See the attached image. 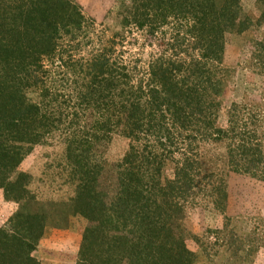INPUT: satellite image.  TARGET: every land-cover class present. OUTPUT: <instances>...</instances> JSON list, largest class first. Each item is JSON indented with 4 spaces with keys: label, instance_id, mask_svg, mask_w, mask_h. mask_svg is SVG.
I'll return each mask as SVG.
<instances>
[{
    "label": "trees",
    "instance_id": "16d2710c",
    "mask_svg": "<svg viewBox=\"0 0 264 264\" xmlns=\"http://www.w3.org/2000/svg\"><path fill=\"white\" fill-rule=\"evenodd\" d=\"M254 1L258 15L242 0H126L122 28L151 37L174 28L171 53L141 71L113 60L107 40L83 54L88 24L74 0H0V195L16 205L0 226V264H42L45 231L74 216L86 221L75 264H198L221 254L185 224L186 209L202 196L225 212L229 173L264 182V88L218 123L225 35L263 25L264 0ZM252 47L248 66L264 78V39ZM116 134L130 143L109 162ZM52 137L74 189L66 201L39 200L22 168ZM217 143L222 157L206 150ZM219 158L221 173L210 168Z\"/></svg>",
    "mask_w": 264,
    "mask_h": 264
},
{
    "label": "rangeland",
    "instance_id": "374dc122",
    "mask_svg": "<svg viewBox=\"0 0 264 264\" xmlns=\"http://www.w3.org/2000/svg\"><path fill=\"white\" fill-rule=\"evenodd\" d=\"M74 1L88 24L87 33L84 32L81 38L84 55L102 51V44L107 40L113 60L128 65L135 61L136 65L143 67L140 69L143 71L152 57L164 50L167 54L171 53L166 47L169 41L174 42V28L164 27L163 33L158 31L152 37L145 30H135L130 26L122 28L120 23L126 0ZM242 6L252 15L259 14L254 0H242ZM262 24H255L240 34L225 35V51L218 74L225 83L223 93L218 98L222 105L218 114L221 126L227 124L226 115L230 104L244 103L251 96L259 97L264 88V78L248 66L253 41L264 39V22ZM113 33L115 37H112ZM129 143L127 137L114 135L105 149L104 158L109 162L118 161L128 150ZM207 149L215 157H222L224 146L210 144ZM64 157V145L56 137H52L45 145L36 146L26 157L22 168L33 175L31 189L39 200L66 201L73 195L74 189L67 183ZM219 160V165L212 164L210 168H216L221 173L228 167H224V162ZM172 166L170 163L166 168L167 175H171ZM227 186L229 197L225 212L202 196L197 197L186 209L185 224L202 240L205 238L208 242L204 245L207 252L217 250L221 253L212 255L210 263L199 261L198 264H264V182L251 176L229 173ZM15 209L14 203L4 201L0 195V226ZM85 224L84 218L74 216L70 217L66 227L47 228L35 253L36 257L42 264H75ZM187 245L192 251L200 249L193 241H188Z\"/></svg>",
    "mask_w": 264,
    "mask_h": 264
}]
</instances>
